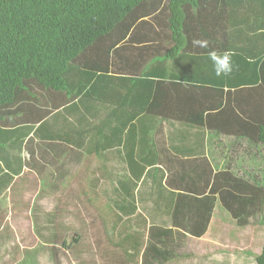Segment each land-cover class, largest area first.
I'll list each match as a JSON object with an SVG mask.
<instances>
[{
    "label": "trees",
    "instance_id": "1",
    "mask_svg": "<svg viewBox=\"0 0 264 264\" xmlns=\"http://www.w3.org/2000/svg\"><path fill=\"white\" fill-rule=\"evenodd\" d=\"M148 17L172 32L169 55L181 73L170 81L211 85L218 99L201 113L182 111L187 116L173 122L168 138L162 132L169 92L155 80L164 61L135 55L142 44L135 31ZM193 39L207 40L208 47H193ZM131 48L134 58L126 54L125 62L142 67L132 73L130 66L111 68ZM212 51L232 54L229 76L215 74ZM53 92L66 93L68 103L122 100L126 113L121 123L80 117L62 136L52 120L69 111L52 107ZM109 128H118V138L104 132ZM46 139L92 157L87 194L76 198L86 216L77 211L68 221L71 201H60L56 264L137 262L144 242L163 248L173 226L188 242L185 230L220 243L203 256L190 253L188 264H264V0H0V165L16 157L3 158L8 150L18 154ZM103 180L115 182L104 187L108 196H93ZM6 199L0 196V204ZM148 219L149 233L127 231L148 227ZM226 242L234 262L223 259L232 255ZM20 246H4L17 257L0 264H28L19 262V253L34 250Z\"/></svg>",
    "mask_w": 264,
    "mask_h": 264
},
{
    "label": "crops",
    "instance_id": "2",
    "mask_svg": "<svg viewBox=\"0 0 264 264\" xmlns=\"http://www.w3.org/2000/svg\"><path fill=\"white\" fill-rule=\"evenodd\" d=\"M146 20L150 22L135 31V36L140 37V43H142L138 45L135 55L138 57L143 55L145 60L159 59V61H164V63H162L163 65L160 66L157 71L155 80H163V87L167 93L169 92V99L163 102V119L165 121H163L164 127L162 132L163 137L168 138L172 137L173 122L187 116L182 111H186L190 115L191 111L201 113V110L204 111L205 108L217 103V93L213 92L214 90L211 85L207 87H204V85H201V87H193L191 85L177 84L170 81L172 77L175 75L180 76L181 73V67H176L174 65L175 60L170 58L169 55L171 49L175 46L172 32L163 27H158L157 21L151 17H148ZM133 53L132 48L130 50L122 49L119 55L116 56L117 65L111 68L119 70L123 68L126 69L127 66H130L127 68L131 73L138 71L142 66L134 67L133 63L131 65V63L125 62V55L129 54L130 58L131 54L134 58ZM125 72L126 70L123 73ZM117 76L119 75L116 74V77ZM212 79L216 80L217 78L216 76H212ZM115 83V90L120 89L122 92V85L118 82ZM178 97L186 103L179 104L176 101ZM50 100L52 102V107H56L57 110L63 112L65 110L69 111L64 112L66 115L65 118H54L51 126L53 128L58 127L59 129H63L62 136L65 135L66 137L67 131L71 129L69 127H76L78 118L80 117L82 119H87V117L89 118L93 115L99 120H115L117 122L119 120L121 123L122 116L126 113V109L122 107L123 104H121L122 100L118 99L110 101L104 99V103H95L90 100L82 101L79 98L68 103L69 99L66 93L57 94L53 92ZM117 108H121V110ZM82 114L85 116L82 117ZM66 124H68V127L65 126ZM65 130L67 131L65 132ZM110 131L112 136L118 138V128H109L104 132ZM49 133L54 134L53 132ZM81 137L83 139L84 136H78L77 138ZM116 143L119 146V142L116 141ZM43 144L44 145H36L35 147L32 145L31 148L19 152L18 154L17 151L12 152V150H8V152L3 155V152L1 153L3 158H6L8 154H16V157L10 159H13V161H10L9 166L6 165V163L0 165V196H7L6 203L0 204V223L10 225L6 229L2 228L4 230L0 229V249L4 248V246H12L14 243L17 244L18 242L19 245H21V250H34L30 255L24 254V251H20L19 253V262L26 259L28 264L57 263L58 254L55 250L58 248H56L60 231L58 207L61 199L66 202L71 201V204H68L70 209L66 215L68 221H71L73 216L77 215V211L79 215L83 216H86L87 212L85 207L81 208L82 210L80 209L81 204L76 202V198L78 196H86L87 194V190L85 189L89 185L87 169L92 157L81 154L80 151H78V153L70 151L66 149L67 145L62 143L63 145L61 146L59 145V141H54L52 139H46ZM123 146H120V150L124 148ZM63 154H65L64 157L61 156ZM67 154H69L68 157H66ZM17 157L18 159L14 160ZM217 160L221 161V163L224 162L222 158ZM61 163L66 164L65 166H61ZM117 163L118 152L116 150L115 169H117ZM20 167V173H16L15 171ZM112 183L115 182H106V180H103L100 183L99 190H95L93 196H108L106 194L108 189H104V187ZM109 192H113V189ZM111 196H113V194ZM105 202L106 198L103 197L100 199L101 204ZM190 210V207H186L184 213L188 215L186 212ZM159 213L162 214V211H159ZM218 213L219 210L218 207H216L214 217H216ZM156 214L158 215V211ZM147 222L148 227L136 224L135 228H131L127 231L138 235H142V232L146 231L149 233L151 223L149 219ZM12 223L19 224L18 230ZM173 228L174 233L172 236H169V240L164 239L165 242L162 240L163 243L161 244H164L163 248L160 243V249L153 247L156 242L152 241V243H149V240H147L144 242L143 251L138 257L137 262L130 259L128 260V264H188L187 256L190 253H197L203 256L208 254L209 251H212V247L215 249L220 246V243L215 241L217 237L207 242L205 237L197 239L192 237L191 234L189 235L185 230V234L191 238V242H188L186 238H181L180 234L175 232L178 227L173 226ZM219 230L220 228L218 232ZM1 232L3 233L1 234ZM225 245L226 246L223 248L230 250L232 253L231 247L233 246L230 245L229 242H226ZM150 246L152 247L147 250ZM156 249H158V251ZM4 252L6 256L5 259H8V261H12L17 257L13 252ZM223 259H231L233 262L236 260L235 255L233 253L231 255L230 252H227L226 258ZM209 261L214 262L213 260ZM73 263L75 262L73 261ZM66 264L71 263L67 261Z\"/></svg>",
    "mask_w": 264,
    "mask_h": 264
},
{
    "label": "clouds",
    "instance_id": "3",
    "mask_svg": "<svg viewBox=\"0 0 264 264\" xmlns=\"http://www.w3.org/2000/svg\"><path fill=\"white\" fill-rule=\"evenodd\" d=\"M193 47L207 48L208 41L203 39H193ZM212 62L214 72L217 76H229L234 69L232 54L230 52L218 53L212 51L208 53Z\"/></svg>",
    "mask_w": 264,
    "mask_h": 264
},
{
    "label": "rangeland",
    "instance_id": "4",
    "mask_svg": "<svg viewBox=\"0 0 264 264\" xmlns=\"http://www.w3.org/2000/svg\"><path fill=\"white\" fill-rule=\"evenodd\" d=\"M12 219V218H11ZM14 219H15V216H14ZM13 219V220H14ZM30 220V219H29ZM16 228H17V230H18V227H19V224H16V223H12ZM10 225H7L6 226V228H8ZM259 235H261V236H263L264 235V231H261L260 233H259ZM261 241H263L264 242V239H261ZM4 251H6L7 252V250L6 249H4V248H2V249H0V262H4L5 260H7V259H4V257H3V255H4Z\"/></svg>",
    "mask_w": 264,
    "mask_h": 264
}]
</instances>
